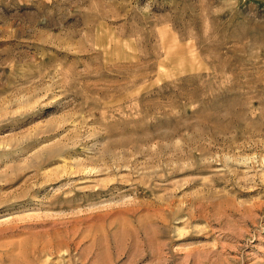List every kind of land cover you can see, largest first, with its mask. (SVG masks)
Wrapping results in <instances>:
<instances>
[{"label":"rangeland","instance_id":"1","mask_svg":"<svg viewBox=\"0 0 264 264\" xmlns=\"http://www.w3.org/2000/svg\"><path fill=\"white\" fill-rule=\"evenodd\" d=\"M0 264H264V0H0Z\"/></svg>","mask_w":264,"mask_h":264}]
</instances>
